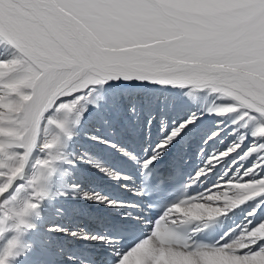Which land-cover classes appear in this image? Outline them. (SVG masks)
I'll return each instance as SVG.
<instances>
[{
	"label": "snow or ice",
	"instance_id": "obj_1",
	"mask_svg": "<svg viewBox=\"0 0 264 264\" xmlns=\"http://www.w3.org/2000/svg\"><path fill=\"white\" fill-rule=\"evenodd\" d=\"M0 40L16 52L0 53V197L23 176L34 144H39L40 132L49 123L47 114L64 112V119L55 123L70 139L69 124L77 106L82 115V102L106 82L207 87L234 94L236 100L229 99L228 105L243 97L248 106L235 111L247 112L244 120L253 118L245 129L251 126L257 144H264V0H0ZM129 108L136 112L134 103ZM232 111L219 109L216 114ZM198 124L196 113L175 122L145 158L144 167L150 169L170 144ZM151 126L148 120L145 129ZM203 138L211 146L219 133L205 131ZM95 139L110 143L103 137ZM58 141L59 137L42 147L51 151ZM224 151L205 152L207 160L212 158L210 168L232 158V152L221 156ZM57 159L51 156L41 162L50 174ZM237 168L223 179L227 181ZM248 168H240V174ZM258 170L262 174L244 180L264 177V164ZM22 187L16 188V194ZM16 194L0 202V207ZM46 194L35 191L33 201ZM36 207L35 202H26L15 212L18 228ZM153 228L123 251L117 248L115 264H127L140 253ZM169 238L175 239V233L169 231ZM262 244L251 246L252 250L264 251ZM15 248L16 242H9L0 252V264H9ZM163 254V249L153 250L142 264H159Z\"/></svg>",
	"mask_w": 264,
	"mask_h": 264
},
{
	"label": "bare ground",
	"instance_id": "obj_2",
	"mask_svg": "<svg viewBox=\"0 0 264 264\" xmlns=\"http://www.w3.org/2000/svg\"><path fill=\"white\" fill-rule=\"evenodd\" d=\"M0 53L4 55L16 54L15 49L2 40H0ZM213 99H216L215 103L212 102ZM229 99L235 101L236 96L227 91H212L207 87L160 85L140 81L114 82L112 84L106 82L96 86V91L89 97V100L82 102L84 108L82 115H80L81 107L77 106L69 124L70 139L55 123V121L64 119V112L50 111L47 114L49 123H45L40 132L39 144H34L35 149L27 161L23 176L15 182L9 193L0 197V202L9 199L16 194V188L23 185L14 199L6 201L0 207V219L4 220V223L0 225V228L3 229L0 231V252L14 240L16 255L10 259L9 264H112L107 260V257L113 256L116 259L117 248L119 251L124 250L122 243L115 235L117 226L120 225L119 228L126 229L127 224H131L149 232L154 227L146 212L147 206H145L141 188L142 177L146 171L143 162L151 154L154 145L161 140L164 133L175 122L189 117L193 111L200 115L204 113L206 116L213 111L217 113L219 109L229 108L233 109L231 114L225 116L216 114L214 118L212 117L213 119L217 118L216 121L218 120L217 122H220L221 125H219L220 123L210 124L211 118L209 121L199 118L202 120L201 125L204 123L207 125L203 128L198 124L195 129L183 137L187 138L189 134H192V138L196 137L199 128H203L201 131L215 130L219 133V141L210 146L209 152L225 150L220 153L221 156L232 152L231 159L225 158L222 164H213L211 168L209 165L201 168L205 164L196 165L197 159L192 162L195 157L194 151L189 152L187 157L181 152V149L180 153L178 152L176 145L179 146L178 144L181 143L179 138L169 145V147H173L168 148L154 165L174 164L167 169L168 172L176 173L178 169H181L188 175L187 199L176 204L175 211L170 210L162 217L165 223H188L191 239L189 244H192L198 232L212 222H218L221 225L218 242H222L230 234H232L231 239L227 243L223 242L221 248H200L197 250L202 249L203 251L194 254L197 253V250L161 243L156 237L159 230L155 226L145 247L127 264H142L144 256L153 250L160 249L164 250V254L159 264H264V251H253L251 247L264 241V211H261L264 208V178L255 182L251 181L248 186L239 180L240 168L246 165L249 168L244 171V175L247 173V176L258 175L259 166L264 164V152H261V149H264V144H257V139L251 135V126L245 129L252 123L253 118L244 120L247 112L237 114L235 111L236 107H247L248 102L241 97L236 104L228 105L231 103ZM93 100L96 103H92ZM151 100L156 104L153 107L147 105ZM166 100H172L173 105H167ZM133 103L136 105L135 113H132L129 108V104ZM159 103H161L160 106H158ZM128 111L131 113L128 114ZM129 116L137 117L133 126L143 125L139 133L147 134L146 137L144 136L145 140L139 138L141 134L135 138L136 129L129 130L126 126V129L122 128V133L117 137L114 133L120 131H113L109 135L106 133L107 140H112L114 144H111L114 146L111 155L107 154L105 158L88 155L85 157L84 163L95 165V169H97L95 172L86 170V166L72 163V150L80 144L81 146L90 145L92 139L89 137L94 136L91 135L92 133L96 135L102 127L104 131H110L114 120L122 122L129 119ZM148 120L152 121V126L146 130L145 123ZM257 127L258 125L253 124L254 129ZM158 128L163 130H157ZM149 133L152 134L151 137L148 136ZM252 134L258 135L256 131H253ZM58 137L57 148L46 151L42 147L43 144ZM183 137L181 139L185 140ZM227 137L228 139H226ZM224 139L226 140L222 141ZM240 145L241 148L238 149ZM249 146L252 147L246 151ZM21 147L23 146L21 145ZM12 151L17 156L20 155L18 149L14 148ZM257 152H260V155L255 154ZM238 153L243 154L238 157ZM198 154L200 156L202 154L206 158L205 152ZM51 156H56L58 159L54 164L55 172L50 174L41 162L50 159ZM121 156H126L130 164L121 163L123 164L121 165L118 160ZM168 160L170 163L167 162ZM15 162L12 161V163ZM216 162L219 164L220 160L217 159ZM238 164L240 165L238 166ZM237 166L239 168L225 181L223 177ZM212 171L215 172L213 176H211ZM200 173H207L204 180L198 179ZM61 181L65 183L62 184ZM110 182L114 184L111 187L113 193L106 191L108 188L106 184H110ZM116 182H119V189H115L118 185ZM65 184L68 185L67 188ZM205 185L208 188L205 189ZM89 188L93 192H88L86 199L79 190ZM38 190H42L47 195L39 200L36 197L33 201L34 192ZM98 190V196H101L102 199L97 200V204L101 207L95 203L97 193L93 195ZM120 190H123L122 194ZM105 192L110 194V197H107ZM207 199H210V205L204 203L207 202ZM26 202H35L38 207L24 218L25 223L18 228L15 212L21 210ZM190 203L200 204L205 208V211L199 216L187 213L185 208ZM88 209L91 212L87 211ZM73 215L74 217H72ZM244 216L251 217L248 222L246 221L247 224L242 221ZM77 218L84 219L85 222L81 225V229L85 234L82 233L75 238L69 236L67 239L66 237L65 241L64 237L60 238L57 233L51 231L54 219L60 220L58 221L60 225L68 220L74 225ZM253 223L257 224L250 228ZM225 230L227 231L224 232ZM90 237L92 238L90 239ZM98 237L103 239H98ZM48 241L53 244L59 242L57 252L56 250H45L43 245H46ZM27 244L29 247L25 250ZM230 246H232V250L225 252L224 250ZM78 248L79 251L76 252ZM261 248L264 249V244L261 245ZM58 257L62 259L59 260Z\"/></svg>",
	"mask_w": 264,
	"mask_h": 264
},
{
	"label": "rangeland",
	"instance_id": "obj_3",
	"mask_svg": "<svg viewBox=\"0 0 264 264\" xmlns=\"http://www.w3.org/2000/svg\"><path fill=\"white\" fill-rule=\"evenodd\" d=\"M162 101L164 100L163 99V97H162V99H161ZM212 102L213 103H215L216 102V99H213L212 100ZM154 103V101L153 100H151L150 102H148L147 103V105H149L150 107H153L154 105H156L155 103ZM160 104L161 103H159L158 104V106H160ZM166 104L168 105V104H170V105H173V101L172 100H166ZM202 111V110H201ZM131 112L130 111H128V114H130ZM192 113V112H191ZM193 113H194V111H193ZM213 114H214V116H213ZM210 115V117H208ZM115 116H118V114H115ZM197 116H198V118H202L204 121H209V119L211 118V121H209V123L210 124H217V123H220V122H217L216 121V119L217 118H215V119H213L215 116H216V112L215 111H213V113L211 112L210 114H207L206 116H204V113L203 114H197ZM200 116V117H199ZM213 117V118H212ZM133 118V119H132ZM135 117H133V116H129V119H126V120H124V121H122V122H120L119 120L118 121H113L112 122V124L113 125H111V128H110V131L108 130V131H104V128L102 127L101 129H99V131H98V133H96V135L95 134H91V135H94L93 137H89L90 139H92V145L90 144V145H86V146H81V144L80 145H78L77 147H76V149H73L72 150V163H74V165H82V166H86V170H88V171H90V172H95L97 169H95V165H93V164H86V163H84V159H85V157H87V155L88 156H94V157H102L103 156V158H105L106 157V155L107 154H112V152H113V150H114V146H112V145H114L113 144V141L112 140H110L109 142L110 143H103V142H100V141H98L97 139H95L96 137H103L105 140H107V134L106 133H108V135L111 133V132H113V131H120V132H117V133H114L115 134V136L117 137L119 134H121L122 133V128H125L126 126H127V129L129 128V130H135V138L136 137H139V135L141 134V133H139V132H141V127L143 126H137V124L135 125V126H133V124H134V121L137 119V117L134 119ZM206 118V119H205ZM132 119V120H131ZM203 121V122H204ZM125 123V124H124ZM126 123H127V125H126ZM201 123H202V120H199V124L201 125ZM125 125V126H124ZM207 124H202L201 125V127H205ZM219 125H221V123L219 124ZM113 126H114V128H113ZM123 126V127H122ZM118 127V128H117ZM132 127V128H131ZM121 130H120V129ZM135 128V129H134ZM138 128V129H137ZM203 128H199V132L196 134V137H193L192 138V134L190 135H188V137L187 138H185V137H183V138H185V140H183V139H179V142H181V143H179L178 145L179 146H177L176 145V149L178 150V152L180 153V149H181V152L182 153H184L185 154V157H187V155H188V153L190 152H192V151H194L193 152V154H194V156L195 157H193V159H192V162H195V160H196V165L197 164H205V165H202V167L201 168H203V167H206V166H208L209 165V163H211V159L212 158H209L208 160H207V157L206 158H204L203 156H202V154H201V156L198 154V153H201V152H207V153H209V154H211L209 151L211 150V147L208 145V143H207V140L206 139H204L203 138V136H204V132L205 131H201V129L203 130ZM126 129V128H125ZM98 130V129H97ZM157 130H160V131H162L163 129L162 128H158ZM137 131V132H136ZM104 132H105V134H104ZM133 132V131H132ZM207 132H210V131H207ZM150 133H152V132H150ZM149 133V135L148 136H150L151 137V135L152 134H150ZM112 134V133H111ZM117 134V135H116ZM165 134V133H164ZM103 135V136H102ZM144 136L146 137L147 136V134H145V133H142L141 134V136L139 137V138H142V140H145V138H144ZM199 138V139H198ZM226 139H228V137L226 138ZM226 139H224V140H222V141H225ZM108 141V140H107ZM192 141V142H191ZM217 141H219V139H217ZM112 144V145H111ZM177 144V143H176ZM205 145V146H204ZM212 146V145H211ZM83 147V148H82ZM85 147V148H84ZM99 147V148H98ZM110 147V148H109ZM173 146H171V147H169V148H172ZM109 152V153H107V152ZM112 151V152H111ZM90 152V153H89ZM109 155V156H110ZM168 157V156H167ZM190 159V158H189ZM204 159H205V161H204ZM118 160H119V163L121 164V163H123L124 165L126 164V165H128V164H130L129 162H128V160L126 159V156H121L120 158H118ZM125 160V161H124ZM205 162V163H204ZM123 164H121V165H123ZM65 165V164H64ZM240 164H238V166H239ZM66 168V167H65ZM93 169V170H92ZM208 173V172H207ZM207 173L206 174H201L200 173V177L198 178V179H200V180H204L205 178H206V176H207ZM215 174V172L214 171H212V173H211V176H213ZM248 174V173H247ZM247 174H245L246 176H247ZM257 174H262L261 173V171H258V173ZM244 174L243 175H239V180L240 181H242V183H245L246 184V186H248L249 185V183L251 182V181H258L259 179H252V180H244V176H245ZM202 177V178H201ZM262 178H264V177H261L260 179H262ZM63 181V180H62ZM61 181V183L63 184V183H65V182H62ZM117 184V186L115 187V189H119V182H116ZM66 186V188H67V184H65ZM112 185H114V184H112V182H110V184H106V187H108L107 188V192L109 191V192H112L113 193V188H111V187H113ZM95 187V186H94ZM95 189V188H94ZM100 189H101V187H100ZM91 189L89 188V189H82V190H79V192L81 193V194H83V197L84 198H86L87 199V195L89 194L88 192H90V193H92L93 192V190H91ZM98 192H99V190L97 191V192H95V193H93V195L94 194H96L97 193V195H95V196H97V197H100V198H102L101 196H98ZM122 192H123V190H120V193L122 194ZM85 194V195H84ZM105 194L106 195H108V193H106L105 192ZM100 195V194H99ZM102 195V194H101ZM91 196H92V194H91ZM103 196V195H102ZM109 197H110V195H108ZM97 200H101V199H96L95 201V203H96V205L97 206H100V205H98L97 204ZM105 200V199H104ZM210 200V199H209ZM209 200L207 199V202H204L205 204H207V205H210L211 203L209 202ZM99 202V201H98ZM87 203V202H86ZM95 206V205H94ZM97 206H95L96 208H98ZM101 207V206H100ZM59 212H60V210H58ZM87 211H89V209L87 210ZM89 212H91V210L89 211ZM88 212V213H89ZM72 217H74V215L72 216ZM244 220H243V219ZM241 219H242V221L245 223V224H247V222L249 221V217L248 216H244V217H242ZM247 219V220H246ZM55 221L54 222H52V229H51V231L53 230V232H55V233H57V236L58 237H64V240H65V238L67 237V239L69 238V236H71V237H73V238H75V237H79L82 233H84L83 232V229H81V225H83V222H85L84 221V219H80V218H77V220H75L76 221V223L73 225L72 223H71V221L70 220H68V221H65L62 225H60V223H58V221H60V220H57V219H54ZM247 221V222H246ZM79 224V225H78ZM75 226V227H74ZM79 233V234H78ZM85 234V233H84ZM83 234V235H84ZM91 239V238H90ZM66 241V240H65ZM90 241H92V240H90ZM94 242V241H93ZM48 244H50L48 247L46 246V245H48ZM89 244V243H88ZM46 245L44 244L43 246L45 247V250H56V252L58 251V245H59V242H58V244H53V242H51V243H49V241H48V243H46ZM83 245V244H82ZM87 247H88V245H86ZM7 248V247H6ZM230 250H232V246H230V247H228L227 249H225L224 251L225 252H230ZM79 251V248L78 249H76V252H78ZM142 251V250H141ZM58 259L59 260H61L62 258L61 257H58Z\"/></svg>",
	"mask_w": 264,
	"mask_h": 264
},
{
	"label": "clouds",
	"instance_id": "obj_4",
	"mask_svg": "<svg viewBox=\"0 0 264 264\" xmlns=\"http://www.w3.org/2000/svg\"><path fill=\"white\" fill-rule=\"evenodd\" d=\"M46 195H47V194H46ZM37 198H38V200H39V199H43V197H37ZM170 208H171V210L175 211V207H174V206H171ZM185 211H186L187 213H191V214L194 215V216H199L201 213H203V212L205 211V208L202 207L200 204H191V203H190V204H188V205L186 206ZM226 231H227V230H225L224 232H226ZM231 235H232V234H230L229 236H226L222 242L227 243L228 240L231 239ZM144 236H145V235H144ZM144 236H143L142 238H140V239L142 240V239L144 238ZM135 242H136V241H133V242H131V243H135ZM28 247H29V245L27 244V246L25 247V250H27ZM25 250H24V251H25Z\"/></svg>",
	"mask_w": 264,
	"mask_h": 264
}]
</instances>
